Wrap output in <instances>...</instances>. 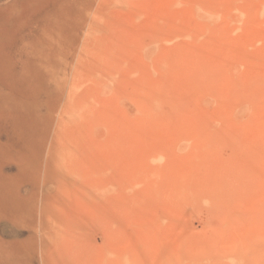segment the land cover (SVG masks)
Instances as JSON below:
<instances>
[{"label": "rangeland", "instance_id": "1", "mask_svg": "<svg viewBox=\"0 0 264 264\" xmlns=\"http://www.w3.org/2000/svg\"><path fill=\"white\" fill-rule=\"evenodd\" d=\"M0 242L264 264V0H0Z\"/></svg>", "mask_w": 264, "mask_h": 264}, {"label": "bare ground", "instance_id": "2", "mask_svg": "<svg viewBox=\"0 0 264 264\" xmlns=\"http://www.w3.org/2000/svg\"><path fill=\"white\" fill-rule=\"evenodd\" d=\"M5 192H6V191H5ZM12 200H13V199H12ZM6 205H7V204H6ZM11 205H12V204H11ZM2 206H3V205H2ZM3 208H4V207H3ZM10 214H11V213H10ZM21 214H22V213H21ZM12 215H14V213H12ZM8 218H9V216H8ZM6 219H7V217H6ZM9 219H10V218H9ZM9 219H8V220H9ZM0 243H1V242H0ZM20 244H21V243H16V244H15V247H13V248H21V249H22V245H20ZM13 250H14V249H13ZM19 253H20V252H15V253H14V255H15L16 257H15L14 255H13V256H14L15 259H16V258H20V254H19ZM4 256L8 259V257L12 256V253H11V254L7 253V254H5ZM1 258L3 259V257H1ZM4 260H5V258H4ZM4 260H2V261H4ZM8 260H9V259H8ZM10 261H11V260H10ZM10 261H9V262H10ZM1 263H2V262H1ZM5 263H6V262H5ZM6 264H8V263H6ZM124 264H125V263H124Z\"/></svg>", "mask_w": 264, "mask_h": 264}]
</instances>
